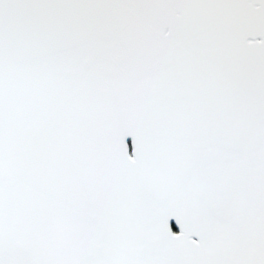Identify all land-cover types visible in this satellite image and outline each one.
I'll list each match as a JSON object with an SVG mask.
<instances>
[{
  "label": "snow or ice",
  "instance_id": "1",
  "mask_svg": "<svg viewBox=\"0 0 264 264\" xmlns=\"http://www.w3.org/2000/svg\"><path fill=\"white\" fill-rule=\"evenodd\" d=\"M0 264H264V0H0Z\"/></svg>",
  "mask_w": 264,
  "mask_h": 264
},
{
  "label": "water",
  "instance_id": "2",
  "mask_svg": "<svg viewBox=\"0 0 264 264\" xmlns=\"http://www.w3.org/2000/svg\"><path fill=\"white\" fill-rule=\"evenodd\" d=\"M173 229L175 230V225L173 224Z\"/></svg>",
  "mask_w": 264,
  "mask_h": 264
}]
</instances>
